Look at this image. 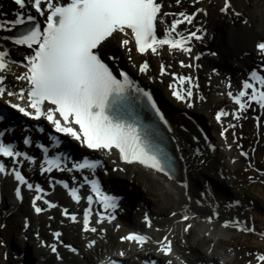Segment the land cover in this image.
<instances>
[{
  "label": "bare ground",
  "instance_id": "6f19581e",
  "mask_svg": "<svg viewBox=\"0 0 264 264\" xmlns=\"http://www.w3.org/2000/svg\"><path fill=\"white\" fill-rule=\"evenodd\" d=\"M160 2L164 5V12L179 13L183 11L190 15V12L180 7L186 4L189 7L196 5V0H181L179 4L175 0H160ZM15 7L12 0H0V22L12 17ZM240 10H242L241 4ZM174 18V16L164 17L166 23L158 25V36L162 37L164 35L166 24ZM225 19V13L221 11L219 14L214 15L211 20H202L197 23L193 21L194 28H189L186 24H183L178 29L185 35L190 32L202 34V43L195 47L197 52L200 53L199 59H197L196 51L194 54L185 53L180 50H170L167 46L158 49L157 54H153L151 51L141 54L136 50L132 38L129 39L119 34H114V38H109L103 43V52L112 53L114 51L116 54L123 56L122 64L136 70L140 81L151 87L156 95L160 96L159 103L164 109V116L167 117L168 122L165 127L171 134L170 137L175 140L183 165L182 168L180 163L181 171L177 175L182 179L181 183L174 175L168 176L163 171L152 168L146 169L133 163L127 167L126 174L120 171L113 173V179L121 177L127 181V186L131 183L134 185L135 190L128 189L129 192L135 195L137 206L144 208L145 205L151 212L152 217V225L147 228L140 219L144 216L141 214L140 208L136 212L130 209L132 213L119 215L121 220L120 229L114 230L115 225L110 227L108 245L100 240L98 241V249L106 247L107 249L115 248L117 250V246L126 249V259L130 264H133V256L128 252L133 250V246L128 242L118 240L119 234L128 229L130 221H139V227L142 226V230L148 232L153 239L161 240L167 237L172 243L173 251L170 255H165L158 249L159 246L167 243L165 239L156 244V251L150 249L149 244L142 249L137 248L135 252L141 259L153 256L157 258L158 264H165L164 260L170 259L172 253H175L176 256L183 257L188 264H208L209 261L215 262V259L220 260V258L222 259L220 262L218 261L220 264L222 262L228 264L230 260L228 253L225 252V255H223L218 251L217 244L212 247L209 243L210 238H216L217 243H219L222 238L221 234H225L226 231L224 229L227 226L225 227L224 223L221 228L215 227L218 225L216 220L220 219V215L224 216V213L230 214L234 206L240 204V193L236 189H232L231 186L235 181L231 174L241 157L239 150L234 148L236 142L233 139V131L229 126L236 119L235 115H240L241 112L238 105L228 96V93L238 94L243 82L250 78L252 72L250 67H254L253 62H257L262 57L255 49L257 45L255 41L257 43L264 39V6L259 10H251L249 15L241 20L227 21ZM8 33L6 31L0 32V36H7ZM125 38L130 40L126 47L119 44V41ZM203 43L208 45L207 49L212 50L211 54L206 53L207 49H200ZM0 47L9 50V57L14 62L10 63L7 82L13 85L18 84L19 82H15L17 79L11 72L16 74L22 72L24 68L22 56H24L27 49L24 46L13 45L11 42H4ZM128 47L132 48V52L125 53L124 51ZM242 50L244 52L249 50L251 55L242 57L239 66L236 67L234 60H240ZM213 51H217L218 55L213 56ZM144 61H148L150 66L146 73H141L138 71V67ZM179 61L180 63L176 64ZM181 62H183V65H191V67H179ZM198 64L201 65L200 68H198ZM161 65L166 70L164 75H161ZM214 69L217 70L214 71ZM206 71L212 76L209 83L206 82L210 79ZM174 72L185 76L192 74V83H195L194 75L199 76V88L197 89L206 99L201 96L200 101H198L195 98L186 97L184 100L179 101L173 96L172 90L168 92L167 97H164L163 92L167 93V90H164L163 86L169 88L171 81L174 80ZM222 74L223 77H221ZM158 77L164 79L163 83L158 81ZM184 87L190 88V85ZM236 90L237 93L234 94ZM190 102L191 106H189ZM254 106L264 114V109L256 104ZM188 110L194 112L195 115H190L196 123L187 118L184 111ZM216 111H224L228 115L222 117L218 122L215 115ZM201 130L204 133L203 135L200 132ZM222 132L223 135H221ZM208 148L210 152L206 151ZM106 155L110 166H113L109 158L114 156V153ZM23 170L28 173V177L37 176V178L42 179V185L45 187L46 175L40 177V175H36L33 169L23 168ZM2 178L4 181H2ZM132 178L134 181L131 182ZM17 185L18 183L12 174L0 177V209L14 211V213L19 211L24 215V218L29 217L28 224L31 228L37 230L36 236L27 235V238L24 237L22 242L14 244L10 242V245H8L10 249L12 248L13 251L20 254L21 262H24V264H59L48 248H44L42 245L39 246L38 239H44L48 244L52 242V245H56V254L61 259L69 260L68 257L71 256L68 250L60 247L62 241L75 246L76 249L78 247V249H85V239L86 242H89L95 236V232L87 231V233H83L80 230L82 218L80 219V225H72V221H69V215L62 218L60 214V207L67 208V210L68 208L73 209V215L85 211L82 203H73L65 194L66 189L63 191L62 188H59L50 197V203L57 205V207L49 208L48 211L37 214L32 202H30V199L34 198L36 194L32 191L28 195L24 194L26 201L22 205V202H18L15 193L13 194V189ZM22 186L24 187V185ZM106 190H108L107 187ZM37 203L39 205L38 201H36V205ZM128 203L131 204V201H128ZM185 215L189 219L184 220ZM59 220L67 222V227L72 228L73 231L70 230L64 233L59 240H53V234L63 228V226L58 225ZM204 220H208V225L204 223ZM108 224L113 225L115 223L110 222ZM189 225L190 227H188ZM175 226H177L174 230L176 233H169V230L174 229ZM186 228L187 230H185ZM197 230L201 231L197 233ZM220 230L222 231L219 232ZM29 238L32 244L35 245L34 248L30 247ZM182 238H185L184 241H182ZM207 242L208 245L205 247ZM110 254H114V250ZM91 256L92 254L87 253L85 259ZM233 259L235 260V256ZM70 260L72 264H82V259L79 256H73ZM91 261V259H88L86 262L91 264ZM237 264H239V261Z\"/></svg>",
  "mask_w": 264,
  "mask_h": 264
},
{
  "label": "snow or ice",
  "instance_id": "6c2138e0",
  "mask_svg": "<svg viewBox=\"0 0 264 264\" xmlns=\"http://www.w3.org/2000/svg\"><path fill=\"white\" fill-rule=\"evenodd\" d=\"M175 2L179 4L181 0H175ZM14 3L21 11L14 19L0 22V32L11 33L17 29L20 31L17 35L0 36V44L11 42L13 45L24 46L32 51L31 55L25 57L26 71L16 76L18 81L26 83L27 90L25 88H21L19 92L7 90L2 86L5 77L0 75V98L16 97L20 101H26V107L19 103H9L11 109L25 117L36 121L41 118L47 120L53 126L55 133L70 137L88 149L108 152L116 149L121 159L127 163L138 162L157 171H165L169 158L158 145L150 141V133L140 125L133 108L135 101L131 93L142 94L151 103L152 109L161 120H164L163 115L160 114L152 96L147 91L136 87L125 72L119 73L122 79L117 78L98 50L105 41L114 38V34L120 33L125 37L131 35L136 50L141 54L149 51L157 54L158 49L165 46L170 50L191 53L192 49L188 46L190 42L193 39L200 40L202 37L197 35V32L185 35L178 29L183 24H192L195 14L190 15L183 11L164 12V5L160 0H64V2L14 0ZM230 7L229 0H225L221 11L227 12ZM29 8L44 17L43 27L36 22V16L27 13L26 10ZM167 16L175 18L166 24L164 35L160 37L157 34L158 25L165 24L164 17ZM129 43L130 40L127 38L121 41L122 46L125 47ZM256 47L261 54H264V42L258 43ZM9 55L8 49L0 47V73L7 71L10 63H14L9 60ZM181 63L182 66L191 67ZM148 69L147 61L139 66L141 73H146ZM160 71L161 75L166 74L163 65ZM177 80L178 87L170 85L173 87V96L177 100L192 97V89L184 87L192 83V78L179 76ZM228 96L238 105L239 111H246L253 104L264 109V71L261 73L252 71L250 78L243 82L238 94L233 95L229 92ZM227 115V112L220 111L216 115V120L219 122ZM235 118L238 120L240 116L237 114ZM6 120L7 116L0 112V122ZM38 131L44 132L43 127H38ZM4 135V131H0V137ZM49 139L53 142L52 147H59L61 144L59 137L50 136ZM24 143L31 145L33 141L26 138ZM35 146L42 149L44 154L43 164L40 165L41 174L51 173L53 170L94 171L101 166L100 161L88 158L73 163L70 168L62 166L61 155L49 157V147L43 144ZM242 155L247 154L242 153ZM0 157L11 158L14 164H19L21 157L23 161L36 163L35 157L18 151L12 143L3 141H0ZM0 173L7 174L6 165L2 162H0ZM11 173L20 185H25L29 190L35 187L37 193L43 191L39 185L34 186L29 183L18 168L14 167ZM56 183L69 189V184L65 181ZM85 183L90 184L96 201L105 210H115L118 207L117 198L102 191L97 180L85 177ZM69 195L77 203L80 202L78 188H70ZM16 196L22 199L20 187L16 188ZM41 199V195H36L32 201L37 214L45 211L36 205V201ZM93 201L92 195L87 196L89 206ZM43 202L49 208L57 207L48 200ZM91 211V207L84 211L83 230L96 232L95 227L89 226ZM62 214L67 216L69 212L64 209ZM71 219L75 222L76 216L71 215ZM105 219L111 222L115 216L106 217L101 214L97 222L103 223ZM183 219L187 220L189 217L185 215ZM148 226L151 227L150 221ZM53 235L59 240L62 234L55 232ZM164 239L167 243L163 244L159 250L165 255H170L172 243L167 237ZM122 240L136 242L141 246L147 242L145 236L134 233L122 237ZM92 244L94 242H90L88 246L91 247ZM50 247L53 253L57 252L56 245ZM65 247H68L70 251H76L71 245H65ZM257 259L264 264V255Z\"/></svg>",
  "mask_w": 264,
  "mask_h": 264
},
{
  "label": "rangeland",
  "instance_id": "374dc122",
  "mask_svg": "<svg viewBox=\"0 0 264 264\" xmlns=\"http://www.w3.org/2000/svg\"><path fill=\"white\" fill-rule=\"evenodd\" d=\"M205 1H207L208 3L211 2L209 0H205ZM235 1L238 3V5H236L235 7L231 5L229 10L227 12H224L225 17H226L225 20L227 21L241 20L243 17H247L251 10H254V9L259 10L264 6V0H248L249 4L247 6V9L246 10L242 9L241 11L240 3H239L240 0H235ZM203 2H204L203 0H196V5L189 7L186 4L180 8L185 9V11L190 12L191 14H195L193 21L197 23L202 20L204 21L209 20V19L211 20L214 15H217L221 12L222 9H219V8L213 9L215 2L220 4L222 7H224L225 5V0H212L211 3L213 5H210V10H212V14H210L208 10L203 9L204 7L200 6V4H203ZM237 13H239V15H237ZM194 22H192V24L190 25L189 24H186V25L189 28H194L193 27ZM197 35H200L202 37L201 33L197 32ZM201 41L202 39L200 40L194 39L190 42L188 46L191 47L192 49L191 53L194 54V52L196 51L197 55H200V53L197 52V49L195 47L199 43H202ZM207 48H208V45L206 43H203L200 49L205 50ZM210 50L208 49L206 50V52L207 51L210 52ZM179 63L180 61L178 63L176 62V64H179ZM179 67H182V63L179 65ZM223 76L224 75L222 74L221 77ZM208 81H211V80L208 79ZM254 105L255 104L251 106L253 110L259 112V115L257 116L258 117L257 120L253 119L252 117L244 116V111H242L239 115L240 119L238 120L234 119V122L231 123V127H230V129H232L233 131L235 139L237 138L240 141L242 139V141L244 142L249 141V144H251V141H253V146L259 143L260 136L264 138V114L257 107L255 108ZM255 139H257L256 143H254ZM234 148L236 150L238 149L241 153L242 149L239 145L237 144L236 146L234 145ZM240 153L239 155L241 157ZM243 162H244L243 160L242 161L240 160L236 163V165L233 168V173H234V169L236 170V168L238 169V173H241V169L243 168L242 167ZM246 167L248 169L243 170L244 173L241 174V177L243 180H245L246 185H244L243 183H240L241 181H238L239 184L234 183L233 185H231L232 189H236L240 193V197H239L240 204L239 205L236 204L233 210L230 212V214L224 213V216L220 215L219 217L220 219L216 220L217 222L215 221L216 224H218L217 226L214 225L216 228L217 227L221 228V225H223V223L225 227L227 226L224 229L226 230L225 231L226 235L221 234L222 238L219 240V243H217L216 238H213V239L210 238L211 241L209 242L211 244L210 246L212 247L213 245L217 244L218 249H219L218 251L221 252L223 255H225V252L229 254L228 256H230V260L228 264L230 263L237 264L238 261H239V264H261L257 258L261 255H264V175H263V178H262V174H259L260 177H258V172L254 170L250 166V164L246 165ZM231 177L235 179L234 174L233 176L231 175ZM248 192L252 196V199L254 202L255 200L260 202V205L262 206V208L255 202V208H256L255 211H252V212L249 211L248 213L247 211L243 210V208L246 207L248 203L250 205V202L252 201L249 198V195L247 194ZM7 213L8 211H5L4 209H0V219L3 218V220L1 219L0 222L2 223V225L3 224L6 225V228H5L6 230L0 233L1 234L0 237H2V242L0 241V264H7L6 261H4L5 255H3V253L6 249L10 250L8 246L10 245V242L13 241V243H20L22 242V239L24 237L27 238V235H31V236L37 235V230L34 228H31L30 225L28 224L29 217H25L24 219V215L20 213L19 211H17L15 213V218L14 217L11 219L4 218L6 217ZM249 214L252 215L253 219L255 220L254 221L255 228L253 224L251 223V216ZM26 219H28L27 223H26ZM9 222H11V224ZM22 222H25V224L22 225ZM204 223L208 225V220H204ZM11 225L15 226L16 235L15 234L13 235V231L9 229ZM17 226H19V228L22 226V230L19 231V228H17ZM176 228L177 226H175L174 229H170L169 233H176L174 232ZM250 228L251 229L254 228L253 229L255 231L254 234L256 235H252V236L247 235L246 232H248ZM200 231L201 230H197V233H199ZM221 231L222 230H220L219 232ZM184 239L185 238H182V241H184ZM28 242L31 245L30 247L34 248L35 245L32 244L30 238L28 239ZM38 244L39 246L42 245V241H40V239H38ZM207 245H208V242L207 244H205V247ZM237 253L238 255H236ZM234 256H235V260L233 259ZM220 260L222 259L220 258ZM220 260L215 259V261H219V262Z\"/></svg>",
  "mask_w": 264,
  "mask_h": 264
},
{
  "label": "trees",
  "instance_id": "16d2710c",
  "mask_svg": "<svg viewBox=\"0 0 264 264\" xmlns=\"http://www.w3.org/2000/svg\"><path fill=\"white\" fill-rule=\"evenodd\" d=\"M209 5H213V4L210 2ZM217 7H219V5L215 3L214 8H217ZM262 178H263V175H262ZM251 208H254V207H251ZM1 229H2V226L0 224V230ZM6 255H7V253H6ZM5 259H6L7 264H19L17 261L14 260V256L12 254L10 255V257L6 256Z\"/></svg>",
  "mask_w": 264,
  "mask_h": 264
}]
</instances>
